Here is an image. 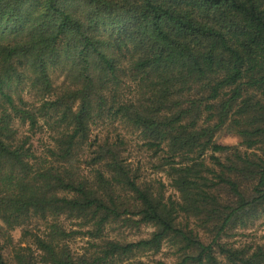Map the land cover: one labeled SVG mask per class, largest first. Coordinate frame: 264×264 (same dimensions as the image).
Wrapping results in <instances>:
<instances>
[{
	"label": "trees",
	"instance_id": "trees-1",
	"mask_svg": "<svg viewBox=\"0 0 264 264\" xmlns=\"http://www.w3.org/2000/svg\"><path fill=\"white\" fill-rule=\"evenodd\" d=\"M262 217L264 0H0V264H264Z\"/></svg>",
	"mask_w": 264,
	"mask_h": 264
},
{
	"label": "rangeland",
	"instance_id": "rangeland-1",
	"mask_svg": "<svg viewBox=\"0 0 264 264\" xmlns=\"http://www.w3.org/2000/svg\"><path fill=\"white\" fill-rule=\"evenodd\" d=\"M217 142L223 145H236L238 144V139L229 135H219L217 137ZM38 146H40V143ZM130 152L132 153V156L130 158L135 162H137L138 160H142V158L144 157L145 160L143 162V168L146 176L155 179H159V178L162 179L167 184L168 194L174 193L173 189L169 186V181L165 177V175L159 172L158 169L152 167L151 156L149 153L139 150V147L133 148V150ZM151 231H152L151 228H142L141 231L139 232L127 231L126 238L128 241H130V240H136L141 237H147L151 233ZM11 236L13 241L17 243L21 239V231L16 230L12 232ZM263 236H264V217L259 219L255 223V225L250 229L242 231L241 236L237 237L235 240H237L238 244H246V243L254 244L261 242ZM83 244H84L83 242H77L74 245V248L77 250H81ZM156 259L164 260L166 263L171 264V261L166 259V256L164 254H161L160 256L156 257Z\"/></svg>",
	"mask_w": 264,
	"mask_h": 264
}]
</instances>
